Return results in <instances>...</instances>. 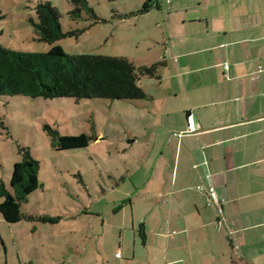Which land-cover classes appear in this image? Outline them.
Masks as SVG:
<instances>
[{"label":"crops","instance_id":"0c3cea01","mask_svg":"<svg viewBox=\"0 0 264 264\" xmlns=\"http://www.w3.org/2000/svg\"><path fill=\"white\" fill-rule=\"evenodd\" d=\"M168 4L163 68L175 86L159 110H177L142 190L151 220L129 215L123 199L87 209L84 245L106 250L118 234L113 264H154L156 252L165 264H264V0ZM90 254L89 264H111Z\"/></svg>","mask_w":264,"mask_h":264},{"label":"rangeland","instance_id":"374dc122","mask_svg":"<svg viewBox=\"0 0 264 264\" xmlns=\"http://www.w3.org/2000/svg\"><path fill=\"white\" fill-rule=\"evenodd\" d=\"M147 1L88 0L105 21L92 25L87 14L77 22L71 19L68 0H0V44L16 52L32 53H47L59 45L72 56L126 58L137 68L152 67L165 62L163 33L169 4L159 0L160 11L137 14ZM40 3L58 9L65 33L84 32L53 45L39 41L32 21L38 22L36 7ZM171 74L161 68L160 79L140 77L139 86L149 100L0 97V183L11 188L14 165L23 160L20 149H29L40 163L41 187L23 203L22 213L54 221L9 224L0 213V264H78L83 260L89 264L95 257L91 250L108 254L113 264L115 254L122 255L116 233L106 239V250L95 243L84 245L86 225L92 221L87 219L86 210L106 213L112 210L109 204L123 199L129 215L134 210L138 219L151 220V205L142 190L164 144L165 129L173 122L166 115L177 110L171 107L165 115L159 110L165 90L175 86ZM160 81H165V88ZM49 127L61 135L86 133L95 139L88 148L57 151ZM137 192L141 194L137 196ZM139 228L137 225V231ZM98 230L96 226V234ZM137 239L142 241L140 236ZM122 251L126 256L124 247ZM154 256L155 260H150L154 264H165L157 252ZM147 257L140 251V263Z\"/></svg>","mask_w":264,"mask_h":264},{"label":"trees","instance_id":"16d2710c","mask_svg":"<svg viewBox=\"0 0 264 264\" xmlns=\"http://www.w3.org/2000/svg\"><path fill=\"white\" fill-rule=\"evenodd\" d=\"M72 5L70 17L80 21L84 14L90 16L92 25L105 22L99 18L88 0H68ZM159 0H148L137 14L144 15L152 9H160ZM38 22L32 21L39 41L55 44L62 39L81 34L84 30L65 33L59 11L50 3L36 7ZM165 66L160 62L152 67L137 68L126 58L95 55L72 56L61 46H54L47 53L16 52L0 44V97L25 96L29 98H73L105 100H148L149 96L139 86L141 76L160 79L159 72ZM57 151L84 149L90 146L94 136L61 135L58 130L48 128ZM23 157L13 168L11 188L0 183V213L9 224L24 220L52 222L46 218L25 216L23 203L41 187L38 176L40 163L29 149L21 148Z\"/></svg>","mask_w":264,"mask_h":264},{"label":"built area","instance_id":"2783aa9c","mask_svg":"<svg viewBox=\"0 0 264 264\" xmlns=\"http://www.w3.org/2000/svg\"><path fill=\"white\" fill-rule=\"evenodd\" d=\"M190 131H195V128H191ZM203 190H205L204 188H202ZM209 194L211 195L213 202L220 208V210L222 211V202L218 199L217 195L215 194L213 189H209L208 190ZM118 257L121 258L122 255L119 253Z\"/></svg>","mask_w":264,"mask_h":264}]
</instances>
